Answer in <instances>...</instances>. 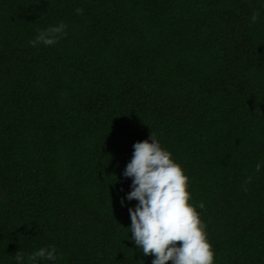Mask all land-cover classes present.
Returning <instances> with one entry per match:
<instances>
[{
	"label": "trees",
	"instance_id": "1",
	"mask_svg": "<svg viewBox=\"0 0 264 264\" xmlns=\"http://www.w3.org/2000/svg\"><path fill=\"white\" fill-rule=\"evenodd\" d=\"M151 131L214 264H264V0H0V264H152L123 176Z\"/></svg>",
	"mask_w": 264,
	"mask_h": 264
},
{
	"label": "clouds",
	"instance_id": "2",
	"mask_svg": "<svg viewBox=\"0 0 264 264\" xmlns=\"http://www.w3.org/2000/svg\"><path fill=\"white\" fill-rule=\"evenodd\" d=\"M78 15L83 9H76ZM259 19L253 12L251 22ZM66 25L60 22L40 30L35 39L29 41L32 47L40 44L54 46L67 35ZM151 141V142H150ZM131 161L127 163L123 176L131 178L128 201L136 200L129 208L131 237L144 256H154L152 264H214V250L206 231L207 225L201 219L197 206L191 204L189 177L181 164L172 158V153L161 146L155 132L148 139L133 145ZM257 172L261 165H255ZM252 178L247 177L242 187ZM123 206L124 199L121 200ZM204 209V204H198ZM55 246L42 247L27 256L28 264H39L41 260L57 259ZM17 264H25V254L19 250L14 256Z\"/></svg>",
	"mask_w": 264,
	"mask_h": 264
}]
</instances>
